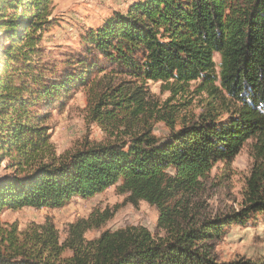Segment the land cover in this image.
I'll use <instances>...</instances> for the list:
<instances>
[{
	"label": "trees",
	"instance_id": "16d2710c",
	"mask_svg": "<svg viewBox=\"0 0 264 264\" xmlns=\"http://www.w3.org/2000/svg\"><path fill=\"white\" fill-rule=\"evenodd\" d=\"M52 7V0H0V168L10 169L0 175V216L25 206L60 207L118 184L129 202L154 205L157 226L171 236L156 240L147 229L131 227L103 231L83 244V227L73 224L72 255L56 261L47 252L51 228L45 237L23 234L0 218V264H264V258L219 263L206 249L225 227L264 217V0H135L81 37L85 56L70 70L44 59ZM99 58L175 92L200 80L198 87L212 98L230 101L227 116L201 115L171 126L162 139L146 130L57 159L45 124L49 109L73 84L103 69ZM120 87L108 102L112 109L142 111V90ZM249 139H255L254 163L241 208L178 229L181 196Z\"/></svg>",
	"mask_w": 264,
	"mask_h": 264
},
{
	"label": "rangeland",
	"instance_id": "374dc122",
	"mask_svg": "<svg viewBox=\"0 0 264 264\" xmlns=\"http://www.w3.org/2000/svg\"><path fill=\"white\" fill-rule=\"evenodd\" d=\"M134 1L52 0L55 20L44 37V59L60 70L76 68L75 58L85 56L81 37L115 13L126 12ZM98 62L103 67L101 71L90 74L84 84H73L49 109L45 124L57 159L90 146L127 141L146 130L162 139L169 134L171 126L177 129L182 124L197 122L201 115L227 116L225 107L230 106V101L212 98L198 87L200 80L189 82L182 92H175L166 82L139 81L102 58ZM218 64L216 55L217 71ZM120 86L129 87V91L135 87L142 90L139 93L144 98L142 111L131 108L130 113H117L112 109L108 102L118 95ZM254 142L255 139L247 140L232 160L214 163L198 178L197 184L181 196L183 208L182 215L176 219L178 229L197 227L241 208L254 163ZM9 171L2 166L0 175ZM158 215V209L144 200L137 204L129 202L128 193L122 192L116 184L88 198H72L60 207L25 206L5 210L0 218L4 225H14L23 234L37 231L45 237L44 229L51 228L52 249L47 252L53 260L60 261L72 255L73 224L81 223L83 244L95 240L103 231L131 227H143L154 239L166 240L171 234L157 226ZM206 245L211 257L219 263L262 260L264 217L255 215L245 225L233 223Z\"/></svg>",
	"mask_w": 264,
	"mask_h": 264
}]
</instances>
